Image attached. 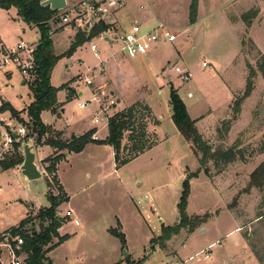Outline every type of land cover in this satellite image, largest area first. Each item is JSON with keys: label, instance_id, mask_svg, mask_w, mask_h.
Instances as JSON below:
<instances>
[{"label": "rangeland", "instance_id": "rangeland-1", "mask_svg": "<svg viewBox=\"0 0 264 264\" xmlns=\"http://www.w3.org/2000/svg\"><path fill=\"white\" fill-rule=\"evenodd\" d=\"M83 1L87 0H68L67 8L51 23L52 28L70 27L76 33L80 30L88 33L87 29L62 21L65 13L77 15L78 5ZM89 1L100 5L106 0ZM192 2L123 0L117 11L103 16L107 21H119V38L130 30L135 20L142 25L145 17L156 24L151 30L161 22L180 34L174 44L163 47L160 66L151 71L140 69L139 74L144 78L142 84L131 71L121 74V81L117 82L132 98H139L140 86L148 87L149 102L155 111L166 110L158 92L166 97L173 86L189 107L190 117L203 116L196 127L204 142L212 148L211 152L225 153L232 149L237 153L235 160L226 164L219 156L211 159L206 165V175L200 164L202 153L192 144L190 147L183 136L175 137L166 123L161 137L168 139H162L152 150L118 169L110 144L90 143L82 152L63 158L55 173L49 174L50 162L46 161L68 153L63 150L58 154L62 150H57L51 158L40 163L43 177L36 181H26L20 167L0 170V234L18 228L21 221L35 216L41 208H48V194H64L66 199L57 215L64 218L71 210L79 225L69 218L62 224L59 234L67 239L48 254L52 264H119L125 258V251L136 264H264V187H250V175L264 162V78L260 72L253 80L252 95L242 104L241 114L236 118L234 115V102L247 87L250 74L247 65L257 69L264 63V0H197L194 24L190 22ZM254 11L256 16L252 15ZM17 18L15 9H0V48L11 50L21 42L36 47L41 39L39 29L30 28ZM91 43L97 46L99 57L91 50ZM71 45L65 33L55 53H65ZM120 47V41L111 44L104 36L91 39L70 57L58 62L52 85L59 88L71 82L77 70L90 71L100 80L98 76L105 58ZM68 62L73 63L71 73L65 69ZM177 66L191 73V81L182 80L174 70ZM18 72L11 79L6 77V72H0V100L10 102L16 110H23L33 97L29 85ZM81 77L75 82H81ZM70 84L76 88L73 82ZM105 90L104 95L98 92L103 96L102 101H113L110 91L118 89ZM188 93L193 98L188 97ZM230 96L234 97L228 105ZM89 98L86 91L85 97L67 103L66 114L58 124L78 128L76 130L83 133L96 127L101 141L106 140L109 129L105 115L101 113L100 118L106 121L93 123L98 111L96 99L92 97L81 113L76 109ZM59 99L66 101L65 91H60ZM19 113L22 119L19 121L28 125L37 139L26 111ZM41 119L45 124L54 121L51 112H43ZM127 137L128 134L122 141L126 148L122 158L132 156ZM154 140L151 136L150 141ZM199 169L200 178L190 181L187 213L190 217L209 214L211 218L201 224L194 235H190L188 229L181 230L166 243L165 249L151 244V240L160 235L162 225L179 223L177 205L183 183L189 173ZM46 179L52 183L50 187ZM238 227L240 231L235 230ZM23 230L39 232L40 222L31 220ZM118 234L124 235L125 246ZM208 242L215 244L209 248ZM206 254H210V259H205Z\"/></svg>", "mask_w": 264, "mask_h": 264}, {"label": "trees", "instance_id": "trees-1", "mask_svg": "<svg viewBox=\"0 0 264 264\" xmlns=\"http://www.w3.org/2000/svg\"><path fill=\"white\" fill-rule=\"evenodd\" d=\"M45 0H0V9L11 10L16 9L18 18L31 27H37L41 33V39L36 47L34 57L36 61V69L38 79L31 87L33 102L27 109L28 117L31 119L35 136L37 137L36 143L42 144L44 136L49 135L44 144L57 150H67L68 153H80L90 143L110 144L114 149V158L117 169L130 163L135 158H138L145 151L152 149L157 143V138L150 135L148 127L150 123H154L152 112L147 106L141 103H136L124 111L118 112L112 117L108 118L109 135L106 140H94V132H88L79 137H73L70 141H62L60 134L54 132L51 127L44 125L41 115L45 111L57 112L58 100L57 94L62 90H69L68 100L73 97V91L70 90L69 84H65L60 88L52 86L51 77L52 72L58 62L65 57H70L77 48L90 41L95 37H99L105 33L109 26L103 21L98 24L87 28L86 31H78L69 50L61 55H57L54 50V43L51 38V23L57 17L59 12L51 10L49 7H42L41 3ZM251 13V12H250ZM249 13V14H250ZM257 12L252 15L256 16ZM197 18V0H193L190 7V22L196 23ZM247 20V19H246ZM249 24V19L247 20ZM253 43V42H252ZM254 44V43H253ZM249 69V77L247 87L243 95L237 98L234 102V115L235 118L241 114L242 104L247 100L254 91V78L260 72L264 78V63L259 64L257 69L250 64L247 65ZM170 106L172 109V121L180 134L192 146L202 153L200 164L204 168V173L208 175L206 165L208 162L217 156L221 157L226 164L233 162L237 156L234 150H228L225 153L213 154L212 148L208 143L204 142L202 136L197 130L196 121L193 120L188 111L185 103L178 94V91L171 88L170 93ZM0 111H8L13 117L20 119V113L15 110L10 104L4 103L0 107ZM155 124V123H154ZM29 127V126H28ZM30 128V127H29ZM128 134L127 140L131 143L130 152L132 156L122 158V152L126 148L122 146V141ZM32 136V135H31ZM151 136L155 138L150 141ZM35 138V137H33ZM65 156L60 155L46 162H50L47 171L49 174H54L57 164ZM23 163V156L21 153L15 154L10 161L0 163L3 171H8L16 168ZM201 169L196 172L189 173L183 183V191L181 193L180 201L177 205L179 223L174 226L162 225L161 233L159 236L151 240V244L159 245L160 248L165 249L166 243L169 242L173 236H177L181 230L188 229L189 233H193L201 224L206 223L211 216L206 214L204 216L190 217L187 213L188 201L191 193L190 181L198 178ZM56 178V177H55ZM54 181L57 182V179ZM48 186L51 182L47 180ZM250 187L262 188L264 187V162L250 175ZM61 189V187H59ZM62 191V190H61ZM66 199L65 195L48 194L50 206L48 208H41L35 216H29L20 222L18 228H11L7 233L13 235H20L24 239V253L26 255L25 264H52L49 260V255L57 246L64 243L67 239L66 236H60L59 229L62 227L60 216L57 215L59 206ZM261 215L259 218H261ZM31 220H38L40 222V231L28 233L23 230ZM65 222V219H64ZM114 233V231H112ZM123 245L125 246V237L123 234H118ZM57 240V242H54ZM127 264H136L132 262L129 256L125 259ZM140 264V263H138Z\"/></svg>", "mask_w": 264, "mask_h": 264}, {"label": "crops", "instance_id": "crops-1", "mask_svg": "<svg viewBox=\"0 0 264 264\" xmlns=\"http://www.w3.org/2000/svg\"><path fill=\"white\" fill-rule=\"evenodd\" d=\"M67 5H68V0H67ZM16 16L18 17L17 11H16ZM17 21L18 22H22L18 18H17ZM100 21H103L104 23L106 22L107 24L106 23L105 24L109 26V29L103 35H100V36H104L105 37V40L106 41H109L111 44H114L116 41H120L121 47L119 48V50L111 53L109 56H107L105 58L104 62L101 65V74L98 76V77H100V80H98L95 77V74L94 75L93 74L91 75L90 74L91 73L90 71H88V72H81L80 70H77L74 79L71 82H67V83H64L63 84V85L69 84V88H70V90L73 91V94L74 95H73V97H72L71 100H68L69 90H62V91H65L66 92V101L62 102L59 99V94H60V91H59L58 94H57V100H58L57 112L56 113H52L51 111H45V112H51L52 113V115L54 117V121L52 122V124H45L44 123V125H46L48 127H51L54 130V132L59 133L60 134V139L62 141H70V140H72V138L74 136L75 137H79V136H82V135H84V134H86L88 132H92V131L94 132V135L97 136L98 140H101L100 137L98 136V130H97L96 127L91 128L88 131H84V133H83L82 131L76 130L78 128L73 129L69 125H61L60 126L58 124V122L61 121L64 118L65 114H66V108H65L66 104L67 103H70V102H72L74 100H76V98H78V97H85V94H86V91H87V94H90V97L91 98L87 99V101H83V102L79 103L77 105L76 109H77L78 113H81L87 107V105H86L85 107L82 108L81 107L82 104L89 102L92 99V97H93V99L96 98L95 101H96V103L98 105V111L96 112V116H95V118L93 120V123H95V124H100V123H103L104 121H106V120H104V118H102V119L100 118L101 117V113L104 114L105 117H106V119L108 120V118L112 117L116 113L121 112V111H124V110H126L127 108L131 107L132 105H134L136 103H141L144 106H147L150 109V111L152 112V116L154 118L153 121H154L155 124L153 123L154 125H152V123H150V125L148 127V132L149 133L152 132L153 135L156 136L158 143L162 139H164V140L168 139L167 137H165V138L163 136L161 137V134H164V131H165V123L168 126H171L172 134L175 137H177V136H181L182 137V135L177 130L176 126L174 125V123L172 121V109H171V106H170V93H171V89L169 91V94L166 97H165V95H164L163 92H158V95L160 97H162V102H163V105L165 106L166 110L165 111H155L154 108L152 107V104H150V102H149L150 96L148 94V87H146L147 89H144V86H140L139 85L140 86V89H141V93H140L139 98H134V96L132 98L127 93H125L124 90L121 89L122 84L120 85L117 82V81H121V78H120L121 77V74H123L125 71H128V72L131 71L132 72L131 75L132 76L134 75V77L137 78L139 80V82L142 84V80H144V78H142L140 76V74H139L140 69H142V68H148L151 71V69H154L155 70V67L160 66V64H161L160 58L161 57L163 58V55H161V52L164 49L163 47H165L167 44H174L178 40L180 34H177L178 35V38L173 43H168V42L164 43V42H161L159 44L158 43L157 44H154L152 46V48L150 49V51L146 55H144V56H138V57H135V58H130L122 50L123 45H122V42L120 40L121 38H119V36H117L118 35L119 21L117 19H112V20L109 19L107 21L104 18H102ZM157 22H159V21H157ZM98 23L99 22L93 24L92 26H94V25H96ZM133 24L140 25L144 31H147V29H149V31H151V29L156 26V24L153 22V20L150 19V18H148V17L143 18V24L142 25L139 23V20H135L131 24V26ZM92 26H90V27H92ZM29 27L30 28H33L31 26H29ZM65 33L67 34L68 40H70V41L73 42V40H74V38H75V36L77 34L75 32V30H73L70 27L64 28L62 30L61 29L52 28V30H51V38H52L53 43H54V50L56 48V45L59 42H63ZM37 45H36V47H37ZM92 45H95V44L94 43H91V50H92ZM55 52H56V50H55ZM62 53H64V52L62 51V52H58L56 54L57 55H60ZM95 55L97 57H99L98 48H97V53H95ZM203 65H204V63H203ZM72 67H73V63H70V62H68L65 65V69H66V71L68 73H71L72 72V69H71ZM184 70H187V69H184ZM15 72H18V71L16 69H11V70H9L8 72H6L4 74L6 75V77H8L9 79H11L13 77V75H14ZM53 72H54V70H53ZM53 72H52V76H53ZM128 75L129 74H127V77H128ZM80 76H82L81 78L83 80L81 82H79V83H76L75 81ZM156 77L158 78V76H156ZM21 78H22V76H21ZM84 79L85 80L88 79V80L92 81V84L88 85L84 81ZM72 82H73L74 86L76 85L75 86L76 88H73V85L70 84ZM51 83H52V77H51ZM22 84L24 85V83H22ZM82 84L84 86H82ZM113 87L115 89H118V90H115L117 92L110 91V94H112L111 97H113L114 100L112 101V99H111V100L102 101V99L99 98L100 96H99V93L98 92L99 91H102L104 94H106L107 92H106L105 89L106 88H113ZM55 88H58V87H55ZM85 89H86V91H84ZM177 91H178V94H179V90H177ZM31 94H32V91H31ZM179 96H180V94H179ZM32 97H33V95H32ZM188 97L193 98V95L191 93H188ZM232 97H234V96H230V98H229L230 101L228 102V105L231 103ZM181 99L183 100L182 97H181ZM32 102H33V100L31 101V103ZM105 102H108V103H105ZM183 102H184V100H183ZM4 103L10 104V102H8L6 100H3L1 98V100H0V106H2ZM30 104L27 106V108H25L23 110H17V111L18 112H22V113H24L26 111V113H27V109L30 106ZM186 107H187V105H186ZM109 111H113L112 114H108ZM187 111H188V113L190 115L189 107H187ZM27 116H28V114H27ZM96 119L99 120L98 123L95 122ZM192 119L196 121V125H197V123L200 120L202 121L203 116H200V118L198 116V118H192ZM66 122L68 123V120H66ZM106 123L108 124V121H106ZM150 128H151V131H150ZM48 136L49 135L44 136V138L42 139V144L41 145H38L36 143L37 144V146H36L37 157H38V161L40 163L44 162L45 159L51 158V156L54 155V152L57 151V149L52 148V147L44 144V142L48 138ZM186 142L191 147L190 143L188 141H186ZM90 145L91 144H88L86 147H89ZM152 149H150V150H152ZM64 151H67V150H64ZM64 151H61L58 154H62ZM40 152L42 153L41 156H40ZM191 153H192V155L194 157H196L194 155V152L193 151H191ZM64 155H65V157L70 158V157H72L73 154L72 153H64ZM41 168H42V166H41ZM0 170L3 171L1 168H0ZM8 171H10V170H8ZM201 175L202 174L200 173L199 176H198V179L200 178ZM195 179L196 178H194V180ZM138 184L139 185H142L141 183H138ZM190 195H191V193H190ZM31 205L32 204H30L28 206L31 207ZM188 205H189V201H188ZM65 221H66V219H65ZM235 230L236 231H240V227L236 228ZM195 232H196V230L193 233H189V234L190 235H194ZM208 243H210L208 245L209 248H211L215 244V242H208ZM128 256H131V255L128 254ZM125 259H126V257L125 258H122L120 260L119 264H127L125 262Z\"/></svg>", "mask_w": 264, "mask_h": 264}, {"label": "built area", "instance_id": "built-area-1", "mask_svg": "<svg viewBox=\"0 0 264 264\" xmlns=\"http://www.w3.org/2000/svg\"><path fill=\"white\" fill-rule=\"evenodd\" d=\"M123 0H106L100 5L91 1H83L78 5V13L71 16L65 13L62 21L71 26L72 24L82 30L87 29V24L93 19L90 26L100 22L104 15L111 11H117L122 6ZM178 38L170 27L159 22L158 26L151 31H144L138 24H133L131 29L121 37L122 50L130 57L146 55L154 44L158 42L173 43ZM36 47L29 46L24 42L18 43L13 49L7 50L0 48V72H8L11 68H16L23 77L24 83L29 87H34L38 73L36 69V61L34 57ZM92 50L97 53L96 45H92ZM206 67V63L203 65ZM174 70L179 74L184 82H189L192 75L187 70H182L180 67H174ZM85 82L90 85L92 81L86 79ZM104 95V93H103ZM100 96V95H99ZM98 96V97H99ZM103 96L99 98L102 99ZM96 99V98H95ZM87 103L82 104V108ZM1 107V106H0ZM99 122L98 119L95 121ZM31 130L28 125L21 123L14 118L8 111H0V163L10 161L17 154H22L21 143L34 139L31 136ZM94 140H98L96 135H93ZM21 167V165L17 166ZM65 219H73V212L67 211ZM75 225H79L77 219H73ZM24 239L20 235L12 233L0 234V264H25L26 255L23 250ZM205 259H210V254L205 255Z\"/></svg>", "mask_w": 264, "mask_h": 264}, {"label": "water", "instance_id": "water-1", "mask_svg": "<svg viewBox=\"0 0 264 264\" xmlns=\"http://www.w3.org/2000/svg\"><path fill=\"white\" fill-rule=\"evenodd\" d=\"M42 7H49L53 11H64L67 8V0H45L41 3ZM93 19L87 24V28L90 27ZM112 95V94H111ZM36 141L30 139L27 142L21 143L23 163L20 167L21 174L26 181H36L43 177V171L38 161L36 151ZM61 223H64V218L60 217ZM125 257H128V253L125 251Z\"/></svg>", "mask_w": 264, "mask_h": 264}]
</instances>
